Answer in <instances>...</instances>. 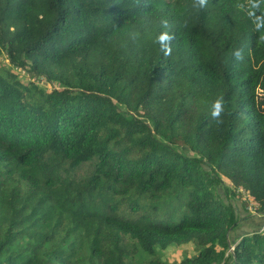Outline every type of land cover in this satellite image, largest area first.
I'll return each instance as SVG.
<instances>
[{
	"label": "trees",
	"instance_id": "obj_1",
	"mask_svg": "<svg viewBox=\"0 0 264 264\" xmlns=\"http://www.w3.org/2000/svg\"><path fill=\"white\" fill-rule=\"evenodd\" d=\"M192 2L0 0V264H264L253 0ZM189 241L193 257H155Z\"/></svg>",
	"mask_w": 264,
	"mask_h": 264
},
{
	"label": "clouds",
	"instance_id": "obj_2",
	"mask_svg": "<svg viewBox=\"0 0 264 264\" xmlns=\"http://www.w3.org/2000/svg\"><path fill=\"white\" fill-rule=\"evenodd\" d=\"M208 6V0H193L192 7L197 12L206 8ZM255 4L253 0V9H251L248 13L249 17L252 18V23L254 26V30L259 33L258 41L260 43H264V14L257 16L255 13ZM264 13V12H262ZM183 27L188 26V21L185 20L182 24ZM161 31L157 34L155 42L160 45V50L162 51L164 56H168L171 54V41L174 39V35L171 31L172 25H170L167 19L161 21ZM131 39L133 41H137L139 39L138 32L130 33ZM236 61L241 62L244 59V56L241 54L240 49L234 51ZM224 98L223 96L217 97L211 103V117L215 121L217 125L223 123L221 119L224 113Z\"/></svg>",
	"mask_w": 264,
	"mask_h": 264
},
{
	"label": "rangeland",
	"instance_id": "obj_3",
	"mask_svg": "<svg viewBox=\"0 0 264 264\" xmlns=\"http://www.w3.org/2000/svg\"><path fill=\"white\" fill-rule=\"evenodd\" d=\"M0 62L2 64H9V60L7 58V56L5 55V53L1 50L0 48ZM25 79H31L30 75L27 72H20ZM37 83H39L42 86L45 87H49V84L43 79H36ZM56 86V85H55ZM40 93H34V98L38 101L37 97H39ZM41 96V95H40ZM43 100V98H42ZM251 205L248 206L249 211L252 213V215H258V213L254 210H251ZM249 223V222H247ZM251 224V223H249ZM248 226V225H247ZM250 228H254V226H249ZM240 230L242 229H237V233L238 234H243L240 233ZM157 250L159 248H156ZM154 249L149 248V251H153ZM197 248L195 245V241H189L186 243H179V244H172L171 246H169L167 249H165L164 252H159L160 254L156 253L155 257L156 258H160L162 256H164L166 259L170 260V261H174V260H181L182 258L185 257H193L197 254Z\"/></svg>",
	"mask_w": 264,
	"mask_h": 264
},
{
	"label": "crops",
	"instance_id": "obj_4",
	"mask_svg": "<svg viewBox=\"0 0 264 264\" xmlns=\"http://www.w3.org/2000/svg\"><path fill=\"white\" fill-rule=\"evenodd\" d=\"M251 225L254 226L255 224L254 223L249 224V223H245V222L240 223V227L239 228L242 229V230H240V233H247V232H250V231L254 230L255 228H250L249 227Z\"/></svg>",
	"mask_w": 264,
	"mask_h": 264
},
{
	"label": "built area",
	"instance_id": "obj_5",
	"mask_svg": "<svg viewBox=\"0 0 264 264\" xmlns=\"http://www.w3.org/2000/svg\"><path fill=\"white\" fill-rule=\"evenodd\" d=\"M34 80H35V79H34ZM42 81H43V80H42ZM250 208H251V210H254L253 207H250ZM254 212H255V210H254ZM258 232H259L261 235L264 236V225L261 226V227L259 228ZM231 248H234V246H231Z\"/></svg>",
	"mask_w": 264,
	"mask_h": 264
},
{
	"label": "water",
	"instance_id": "obj_6",
	"mask_svg": "<svg viewBox=\"0 0 264 264\" xmlns=\"http://www.w3.org/2000/svg\"><path fill=\"white\" fill-rule=\"evenodd\" d=\"M234 248H231V250H233Z\"/></svg>",
	"mask_w": 264,
	"mask_h": 264
}]
</instances>
